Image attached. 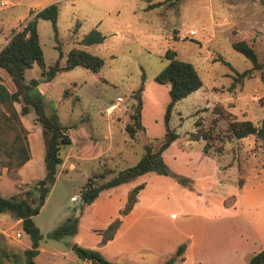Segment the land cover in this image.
<instances>
[{
    "label": "rangeland",
    "instance_id": "374dc122",
    "mask_svg": "<svg viewBox=\"0 0 264 264\" xmlns=\"http://www.w3.org/2000/svg\"><path fill=\"white\" fill-rule=\"evenodd\" d=\"M52 2L57 4L56 34L49 20H36L44 69L59 52L63 65L71 48L99 56L103 63L97 72L75 66L48 81L42 80L36 64L23 71V83L37 82L31 94L41 96L44 112L53 111L59 123L68 127L70 138L60 149L62 163L55 180L32 217L41 235L39 244L45 249L38 264H67L76 259L68 246L71 235L53 239L48 233L68 217L78 220L79 194L88 177L104 171L103 178H93L95 184L100 183L133 165L144 144L157 146L164 130L168 86L156 83L153 77L168 63L166 51L189 62L200 80V87L172 106L168 125L177 138L161 153L164 164L185 177L187 184L146 172L112 191L111 208L125 188L143 183L147 201L160 213L156 217L169 225L180 221L186 230L205 227L209 232L204 238L212 253L228 256L226 264H245L264 248V144L252 135L234 138L227 124L231 119H248L258 125L264 117V0H0V48L22 27L29 11ZM91 28L99 30L104 39L81 44L80 37ZM234 40H244L253 48L257 66L231 47ZM246 69H251L250 76L232 85L235 72ZM1 71L0 81L14 91ZM141 76L144 130L130 138L124 125ZM21 103H13L17 112ZM216 106L230 116L223 117ZM18 118L31 161L20 172L23 182L17 175L20 167L0 175V188H5L0 194L34 200L32 185L44 175V134L31 109ZM196 130H208L209 138L189 139ZM0 131L7 141L11 139L12 132ZM204 144L207 151L202 158ZM4 169L0 167V171ZM28 245L16 219L0 213V249L15 253L14 262L5 264H23L22 251ZM50 251L59 255L52 256Z\"/></svg>",
    "mask_w": 264,
    "mask_h": 264
},
{
    "label": "trees",
    "instance_id": "16d2710c",
    "mask_svg": "<svg viewBox=\"0 0 264 264\" xmlns=\"http://www.w3.org/2000/svg\"><path fill=\"white\" fill-rule=\"evenodd\" d=\"M152 4H148L146 8H150ZM56 17L57 4L55 2L49 3L46 6L36 10L29 11L28 18L25 20L22 27L9 36L8 40L0 48V68L6 73L15 87L14 91H8L6 87L0 82V121L2 130L4 132H12V137L7 141L3 133L0 131V167H5L6 171H15L26 162L29 157V149L24 140L25 129L20 124L18 115L26 114L30 109L34 114L35 120L40 124L44 134V152H43V166L44 175L42 178L36 180L32 185V189L36 192L34 200H27L25 197L16 198L15 196L0 195V213L7 212L11 214L16 220H19L21 230L27 235L29 239L28 247L24 248L23 264H34L33 257L38 252V244L41 235L38 228L35 226L32 217L38 213L39 208L43 204L50 187L55 180V172L57 167L62 163L60 149L63 145L70 143V138L66 132L67 126L59 123L56 114L51 111L45 113L43 110V103L40 95H32L31 90L36 87V81L31 80L29 84L23 83V71L30 68L33 64L41 68V75L44 81H48L54 74L68 70L75 66H80L92 72H97L101 67L103 61L99 56L93 55L84 50L71 48L65 56L63 65L59 64L61 53L44 69L42 58V51L38 42L36 31V20L47 19L51 24V28L56 34ZM104 39V35L96 28L89 29L84 33L79 42L83 45L92 43H100ZM231 47L240 52L248 60L251 61L252 66H257L256 54L253 48L244 40H234L230 43ZM166 57L169 59L168 63L154 75L153 80L162 85H167L168 102L164 107L163 113V134L158 140L156 147L150 143L142 146L143 152L139 159L131 166L118 170L108 179L95 184L93 178H103L104 171L95 173L88 177L84 188L79 194V211L83 206L88 205L97 194L104 189L117 186L122 183L129 182L136 176L142 175L146 172H154L156 174L168 175L177 183L183 185L187 184V179L175 172H172L162 161V151L177 138V133L174 128L168 125L170 111L172 106L178 100L186 97L189 93L200 87V80L193 66L186 61L173 57L174 51H166ZM251 69H246L241 72H235L232 80V85L235 82L240 83L242 78L249 77ZM143 89L142 76L141 82L133 92L135 102L132 106V111L128 115V121L124 125V130L130 138H134L138 130L143 131L141 124V96ZM22 102L17 112L14 107V102ZM217 112H220L223 117H229L230 114L222 107L216 106ZM30 108V109H29ZM227 129L234 138H243L252 135L256 140L264 144V117L260 119L258 125H254L248 119L228 121ZM208 130H196L189 134V139L199 140L209 138ZM207 145L202 146V151H207ZM242 182H238V187H241ZM143 187V183H139L131 187L126 193L125 202L118 210V215L111 220L105 228L98 230L100 234V243L110 239L120 222V216L126 214L132 207L135 201L136 193ZM223 206H227L223 202ZM77 224V217L66 218L59 226L51 230L48 236L53 239H60L63 236L72 235L75 232ZM184 244H180L176 249L161 263V264H176L183 260L182 251ZM73 253L79 259H87L96 264H118L105 260L97 251L83 248L75 244H71ZM15 253L0 249V264L6 261L14 262ZM245 264H264V248L253 253L245 262Z\"/></svg>",
    "mask_w": 264,
    "mask_h": 264
},
{
    "label": "crops",
    "instance_id": "0c3cea01",
    "mask_svg": "<svg viewBox=\"0 0 264 264\" xmlns=\"http://www.w3.org/2000/svg\"><path fill=\"white\" fill-rule=\"evenodd\" d=\"M0 72L1 74L3 73L1 69ZM172 143L173 141L168 146ZM165 149L162 151V155H164ZM204 154L201 155L202 158L205 157ZM30 161L31 155L17 171L20 182L24 181L20 172ZM5 172V169L0 171V175L5 174ZM10 184L14 188V182L11 181ZM174 184L177 187L180 186L177 183ZM119 185L101 190L88 205L83 206L80 212H76L78 216L76 229L71 235V241L68 243L71 252H73L71 244H75L97 251L105 260L112 263L161 264L169 256L168 253L172 250L174 251L182 241H186L182 251L183 260L176 264H226L225 260L228 256L225 258L223 255V258H221L220 251L216 254L212 253L208 248L209 244L204 237L209 231L205 230V227L202 230H198L197 227L186 230L183 225L180 227L182 224L180 221L173 220L169 225L167 220L156 217V214L160 213H155L156 210L153 204L147 201L148 198L145 195L146 186H143L136 193L131 209L120 216V222L112 237L100 243L98 230L105 228L118 215V210L122 208L125 202L127 190L131 188L126 185L128 188H125L118 197V204L111 208L112 201L109 197L114 196L112 191H115ZM2 190L4 191L5 188L1 187L0 191ZM180 190L183 193L182 189ZM104 192H107L104 195L106 198L101 197ZM0 195L8 196L7 194ZM16 222L20 225L19 220H16ZM44 251L45 249L38 244V252L33 257L34 264L40 262L39 255ZM49 253L52 256L59 255L58 251H50ZM223 253L224 251H222ZM74 256L76 259H70V263L67 264H96L87 259H79L75 254ZM214 256L216 260H214Z\"/></svg>",
    "mask_w": 264,
    "mask_h": 264
},
{
    "label": "built area",
    "instance_id": "2783aa9c",
    "mask_svg": "<svg viewBox=\"0 0 264 264\" xmlns=\"http://www.w3.org/2000/svg\"><path fill=\"white\" fill-rule=\"evenodd\" d=\"M117 102L120 101V97H116ZM16 236H18V233H16Z\"/></svg>",
    "mask_w": 264,
    "mask_h": 264
}]
</instances>
